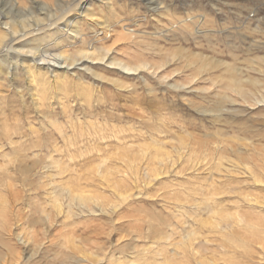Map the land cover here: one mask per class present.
Listing matches in <instances>:
<instances>
[{
	"label": "rangeland",
	"instance_id": "rangeland-1",
	"mask_svg": "<svg viewBox=\"0 0 264 264\" xmlns=\"http://www.w3.org/2000/svg\"><path fill=\"white\" fill-rule=\"evenodd\" d=\"M69 8L0 52V264H264V0ZM33 46L76 74L31 77Z\"/></svg>",
	"mask_w": 264,
	"mask_h": 264
},
{
	"label": "bare ground",
	"instance_id": "bare-ground-1",
	"mask_svg": "<svg viewBox=\"0 0 264 264\" xmlns=\"http://www.w3.org/2000/svg\"><path fill=\"white\" fill-rule=\"evenodd\" d=\"M75 1V0H74ZM74 1H65V0H26L25 4H22V2H18L17 0H14V2L12 3V7H10L9 10H4L3 14L0 15V52L4 53V55L9 56V51L13 50L12 49V44L14 42L19 41L22 38H27L29 35L33 34V33H39L42 32L44 30H46L49 26L58 23L61 20H64V16L66 14V12L68 13V10L70 9L69 6L72 7V4L74 3ZM27 3V4H26ZM11 6V5H10ZM82 6V5H81ZM76 9V8H75ZM70 11V10H69ZM75 11V10H74ZM67 17V16H66ZM67 19V18H66ZM67 23V22H65ZM64 23V24H65ZM73 23V22H72ZM71 23V24H72ZM69 24V23H68ZM74 24V23H73ZM104 25V24H103ZM76 26V25H75ZM65 28V27H64ZM100 29V28H99ZM60 30V29H59ZM79 30V29H78ZM102 32L103 31V26L100 29ZM127 30V29H126ZM66 31H69L71 33L77 34L78 31L77 29L73 28V27H68L66 29ZM126 34V33H125ZM40 35V34H39ZM38 36V35H36ZM76 36V35H75ZM35 37V36H34ZM34 39V38H33ZM43 39V38H42ZM45 40V39H44ZM43 40V41H44ZM51 41V40H50ZM254 44H260L259 42H254ZM263 44V43H261ZM34 47V46H33ZM14 48V47H13ZM24 50V49H23ZM100 50V49H99ZM21 51V50H20ZM108 54V50H100L99 52H96L95 54L90 53L88 54L87 52H82L80 54V59L82 58H89V55H94L96 56L95 58H97L98 60H103ZM18 58L22 59V60H28L31 61V66L28 64L24 65V72L28 73L32 76H37L39 75V72L41 70V68L43 67L42 65H46V74L48 73L49 77L51 76L52 78H49L48 81L54 83L56 82L57 79H59V77L61 76V73L65 76L68 75H74L76 74L75 70H69V68H67L68 66H72L74 64V62L76 60H73L69 62H67L65 60V56L63 57V61L66 64V66H59L62 70H59L58 72H53V70H49V68L47 66H49V62L54 61V62H60L59 58L57 57L58 53H52L51 51H49V47L48 48H44L41 49L39 47H34L33 49H30L28 51H21V55L20 56L18 53L16 54ZM63 54L59 53V56ZM2 56V55H1ZM16 57V58H17ZM70 58V57H69ZM91 58V57H90ZM95 58H91L92 60H94ZM50 62V63H51ZM17 62L15 61V66L16 67L18 64H16ZM113 64H118L117 62H112ZM11 65V64H10ZM7 66V65H6ZM29 66V67H28ZM9 67V66H7ZM140 67V66H139ZM73 68V67H72ZM138 67H135L134 70H137ZM14 69V68H13ZM12 67L9 68L7 70V72L5 74H7V76H9L10 78H12ZM44 70V69H43ZM55 71L57 69H54ZM261 72V71H260ZM53 73H57V74H53ZM263 76H264V72L262 71ZM42 75V74H41ZM40 75V76H41ZM6 76V75H5ZM29 76V75H28ZM39 77V76H37ZM35 78V77H34ZM42 78V77H41ZM40 78V79H41ZM33 79V78H31ZM38 79V78H37ZM39 79V80H40ZM46 79V78H45ZM48 79V78H47ZM249 79V78H248ZM34 80V79H33ZM42 80V79H41ZM40 80V81H41ZM39 81V82H40ZM43 81V80H42ZM47 81V80H46ZM47 83H50L48 82ZM38 82V81H36ZM38 82V83H39ZM249 82V81H248ZM42 83V82H41ZM40 83V84H41ZM43 83H46L45 81ZM249 84V83H248ZM6 85V84H5ZM49 85V84H48ZM233 85H236L239 89L238 92L239 94L247 99L249 97H251L253 94V92H251L250 90H245L243 89L239 83L236 81V79H234L233 81ZM250 85L255 87L258 86L259 84H257V82H254L253 80H250ZM260 86L263 87L264 89V77H263V82L260 83ZM15 92V91H14ZM2 95V93H1ZM42 95V94H41ZM9 96V95H8ZM23 96V95H22ZM21 97V96H20ZM34 97V96H33ZM36 97V96H35ZM42 97V96H41ZM23 98V97H22ZM39 99V97H37ZM9 99V98H8ZM54 99V98H53ZM35 100V99H34ZM33 100V101H34ZM37 100V99H36ZM41 100V99H40ZM9 101V100H8ZM260 101H264V93H260ZM4 102V101H3ZM2 102V103H3ZM7 102V101H6ZM40 102V101H39ZM38 100L36 103H39ZM24 103V102H23ZM43 103V101H42ZM5 104V103H4ZM3 106V105H2ZM33 106V105H32ZM39 106V104H38ZM54 109V108H53ZM40 109H38V112H41ZM47 110V109H46ZM35 113V112H34ZM10 114V113H9ZM17 114V113H16ZM13 115V114H12ZM26 116V115H25ZM47 117V116H46ZM6 118V117H5ZM8 118V117H7ZM44 118V117H43ZM5 120V119H4ZM7 120V119H6ZM52 120V119H51ZM52 124L54 122H51ZM19 128V127H18ZM18 128H14V130H18ZM31 131L33 130L31 127L29 128ZM63 138V137H62ZM8 140L11 141V138L8 137ZM124 149V148H123ZM72 152V151H71ZM74 154V153H73ZM69 155V154H68ZM51 158V157H50ZM36 169V168H35ZM162 174V173H161ZM38 175V174H37ZM156 175V174H155ZM159 176V175H158ZM156 176V177H158ZM41 178V177H40ZM255 178V177H254ZM262 179V178H261ZM39 180V179H38ZM256 182L259 183H263L264 181L261 180H255ZM258 183H256L255 185H257ZM2 185V184H1ZM69 190V189H67ZM70 191V190H69ZM16 195V194H15ZM74 195V194H73ZM72 195V196H73ZM18 196V195H17ZM20 196V194H19ZM71 196V197H72ZM121 196V195H120ZM74 197V196H73ZM72 197V198H73ZM123 197V196H122ZM81 198V197H80ZM79 198V199H80ZM12 200V199H11ZM12 207V206H11ZM59 208V206L57 207ZM11 210V209H10ZM59 210V209H58ZM62 212V211H61ZM10 213V212H9ZM17 213V212H16ZM8 214V213H7ZM15 215V214H14ZM241 217V216H240ZM18 219V218H17ZM20 219V216H19ZM241 219V218H239ZM243 219V218H242ZM244 220V219H243ZM242 220V221H243ZM241 222V221H240ZM11 223V222H9ZM22 223V222H21ZM17 224V223H16ZM19 224V223H18ZM70 224V223H69ZM249 224V223H248ZM248 226V225H247ZM263 226V225H261ZM246 228V227H245ZM259 228V227H258ZM8 230V228H7ZM254 230V229H253ZM258 230V229H257ZM263 230V229H262ZM250 231V229H249ZM252 231V230H251ZM247 232V231H246ZM263 233V231H262ZM258 234V233H257ZM245 235V234H244ZM255 235V233H254ZM260 235H261V229H260ZM65 236V235H64ZM190 236V235H189ZM249 236V235H248ZM257 236V235H256ZM264 235H262L263 237ZM250 237V236H249ZM257 238V237H256ZM255 238V239H256ZM260 238V237H259ZM264 238V237H263ZM263 238H261V242L263 241ZM74 239V238H73ZM252 240V239H251ZM259 240V239H258ZM254 241L253 242L256 243L257 248H253L251 245L250 251H244L245 252V256L246 259L247 257L249 258V260H251L255 254L259 255V262H263L264 263V242L260 243V241ZM190 241V240H189ZM249 241V240H248ZM70 242V241H69ZM81 242V240H80ZM237 242V241H236ZM251 242V241H249ZM232 243V242H231ZM39 244V243H38ZM254 244V243H253ZM248 248V249H249ZM235 249V248H234ZM236 250V249H235ZM233 252V251H232ZM236 252V251H234ZM238 252V251H237ZM27 253V252H26ZM83 253V252H82ZM109 254V253H107ZM240 254V253H239ZM33 255V254H32ZM106 256V255H105ZM115 256H113L114 259ZM15 258V257H14ZM31 258V255H30ZM19 257L15 260V264H20L18 261ZM21 259V258H20ZM19 259V260H20ZM108 259V258H107ZM110 259V258H109ZM245 259V258H244ZM114 264H119L118 259L115 258L114 260ZM4 262V260H3ZM14 262V261H13ZM106 262V261H105ZM6 264V263H4ZM14 264V263H13ZM208 264V263H207Z\"/></svg>",
	"mask_w": 264,
	"mask_h": 264
}]
</instances>
